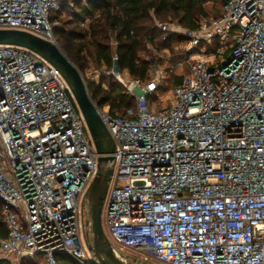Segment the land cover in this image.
Wrapping results in <instances>:
<instances>
[{
	"label": "built area",
	"instance_id": "1",
	"mask_svg": "<svg viewBox=\"0 0 264 264\" xmlns=\"http://www.w3.org/2000/svg\"><path fill=\"white\" fill-rule=\"evenodd\" d=\"M78 6L88 0H0V29L57 43L54 28ZM156 27L181 51L184 73L169 101L155 104L175 69L157 65L146 81L103 71L135 97L125 113L93 101L115 143L104 231L120 251L158 264H264V0H227L193 28ZM98 157L60 71L27 48L0 44L4 256L98 264L84 204Z\"/></svg>",
	"mask_w": 264,
	"mask_h": 264
},
{
	"label": "trees",
	"instance_id": "2",
	"mask_svg": "<svg viewBox=\"0 0 264 264\" xmlns=\"http://www.w3.org/2000/svg\"><path fill=\"white\" fill-rule=\"evenodd\" d=\"M207 2L219 4L217 16L227 0H88L87 8L78 6L76 12H66L63 16L66 19L61 18V25L53 33L62 50L82 72L91 66L101 71L115 67L146 81L151 78L152 67L161 63L154 52L174 50L170 41L159 40L156 23L176 21L193 28L200 18L209 17L205 9ZM170 79L173 86L181 77L172 75ZM88 89L92 100L101 107L108 106L111 114H123L135 105V97L112 76L108 77L106 86L94 81L88 84ZM1 208L0 201V238H4ZM57 260L58 264H78L67 256L60 255ZM8 263L0 258V264ZM20 264L36 263L24 258Z\"/></svg>",
	"mask_w": 264,
	"mask_h": 264
},
{
	"label": "water",
	"instance_id": "3",
	"mask_svg": "<svg viewBox=\"0 0 264 264\" xmlns=\"http://www.w3.org/2000/svg\"><path fill=\"white\" fill-rule=\"evenodd\" d=\"M0 44L27 48L56 67L67 82L93 138L98 157V171L84 196L86 228L91 236L86 244L98 264H149L137 262L117 249L107 237L102 224V207L114 170L115 143L90 96L88 85L74 62L59 44L19 29H0Z\"/></svg>",
	"mask_w": 264,
	"mask_h": 264
},
{
	"label": "rangeland",
	"instance_id": "4",
	"mask_svg": "<svg viewBox=\"0 0 264 264\" xmlns=\"http://www.w3.org/2000/svg\"><path fill=\"white\" fill-rule=\"evenodd\" d=\"M219 8V4L216 3V2H207L205 4V9L206 11L208 12V15L209 17H212V16H215L217 14V9ZM64 18V17H63ZM66 19V17L64 18ZM168 22H175V21H168ZM173 46H177V39L174 37L170 40V42ZM213 51H215L213 49ZM228 52H224L222 54L223 57H227L228 55ZM155 56H156V59L158 60L157 62L160 63V67H168L170 66L171 64L173 65H176V58L179 57V55H181V51L180 50H177V49H174L173 52H171V54L169 55V53H164V51H158V52H154ZM169 58H172L174 59L173 61L174 62H171L169 63ZM217 59V57H216ZM102 69H97V68H93L92 66L89 67V68H84L83 72L81 71L84 79H85V82L87 83V85L90 83V82H99V83H103V86L107 84V80H108V77L107 75H105L103 73V71H101ZM183 74V69L182 68H178L175 70V76L176 77H179ZM173 84V83H172ZM172 84H171V79L170 77L162 83V87H161V90L163 89V87H165L163 90H162V99L158 98L157 100H155V104L160 106L161 104L163 103H166L169 101V98H170V94H169V90L172 88ZM105 109L109 110V107L108 106H105L104 107ZM124 254H129V255H132L136 258H142V255L138 252H133V251H128V250H122ZM121 251V252H122ZM0 258L1 259H7L9 261L8 264H20L21 261H16L13 257L9 256V257H6L4 256L1 252H0ZM35 261L36 264H45L44 262V259L42 256H39V257H34V258H31ZM142 259H145V258H142ZM147 260V262L149 264H158L156 263L155 261L153 260H150V259H145Z\"/></svg>",
	"mask_w": 264,
	"mask_h": 264
},
{
	"label": "crops",
	"instance_id": "5",
	"mask_svg": "<svg viewBox=\"0 0 264 264\" xmlns=\"http://www.w3.org/2000/svg\"><path fill=\"white\" fill-rule=\"evenodd\" d=\"M174 47V49H175V46H173ZM161 51H164V53H169V55L171 54V52H170V50L169 49H167V48H165V49H163V50H161ZM178 58H180V57H177L176 58V65H173V64H171L170 66H173L174 67V69L176 70V69H178V68H181V67H179V66H177V62H178ZM174 59H172V58H169V63H171V62H174L173 61ZM183 69V68H182ZM183 73H184V69H183Z\"/></svg>",
	"mask_w": 264,
	"mask_h": 264
}]
</instances>
